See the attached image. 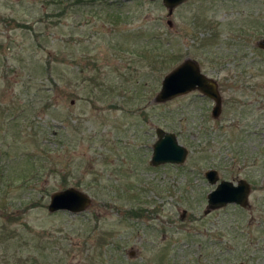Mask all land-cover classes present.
I'll return each instance as SVG.
<instances>
[{"label": "rangeland", "instance_id": "obj_1", "mask_svg": "<svg viewBox=\"0 0 264 264\" xmlns=\"http://www.w3.org/2000/svg\"><path fill=\"white\" fill-rule=\"evenodd\" d=\"M40 1L0 0V264H264V0ZM186 57L218 116L196 89L155 100ZM157 126L184 162L150 163ZM210 167L249 204L206 211ZM71 185L90 205L49 211Z\"/></svg>", "mask_w": 264, "mask_h": 264}, {"label": "water", "instance_id": "obj_2", "mask_svg": "<svg viewBox=\"0 0 264 264\" xmlns=\"http://www.w3.org/2000/svg\"><path fill=\"white\" fill-rule=\"evenodd\" d=\"M183 1L185 0H162L169 14L177 4ZM257 45L264 49V36L258 40ZM194 89L213 99L211 113L214 117L218 116L222 108V96L218 82L215 78L205 74L198 61L192 57H186L163 76L155 100L164 101ZM155 133L156 139L152 144L150 163L158 165L184 162L188 149L178 141L176 133L160 126L155 128ZM204 175L208 182L215 183L214 188L207 193L206 211L229 203L240 206L248 205L251 186L247 179L239 178L236 182L226 178L219 179L217 169L212 167L206 169ZM91 201L92 198L86 191L71 185L53 191L50 194L47 208L51 212L67 210L77 213L85 210ZM232 264H244V262L238 261Z\"/></svg>", "mask_w": 264, "mask_h": 264}, {"label": "trees", "instance_id": "obj_3", "mask_svg": "<svg viewBox=\"0 0 264 264\" xmlns=\"http://www.w3.org/2000/svg\"><path fill=\"white\" fill-rule=\"evenodd\" d=\"M43 1H45V0H43ZM43 1H40L41 2V4L43 5V7H44V2ZM51 1H53V3H56L58 6L59 5H61V4H63L64 3V1L63 0H51ZM68 5L70 6V7H72V8H74V6H75V8H80V7H84V8H86L87 6H91V7H95V6H97V4L98 3H100V4H104V7H106V8H108L107 6H109V8H113V3L112 2H107V0H105V1H103L102 2V0H74L73 2H71V0H69L68 2ZM62 6V5H61ZM60 6V7H61ZM108 8V9H109ZM108 15L109 16H111V14L108 12ZM114 16H115V20H117L118 19V17H119V15H115V14H113ZM126 212H127V216H134V215H141L142 213H143V210L142 209H140V208H135V206L134 205H131L127 210H126ZM97 222H98V220H97ZM120 247H121V245H120ZM120 250V249H119ZM121 256V255H120ZM121 262H126L127 263V259L125 260V259H123L122 257H121Z\"/></svg>", "mask_w": 264, "mask_h": 264}, {"label": "flooded vegetation", "instance_id": "obj_4", "mask_svg": "<svg viewBox=\"0 0 264 264\" xmlns=\"http://www.w3.org/2000/svg\"><path fill=\"white\" fill-rule=\"evenodd\" d=\"M219 174V173H218ZM219 179H221V178H219ZM249 204V203H248Z\"/></svg>", "mask_w": 264, "mask_h": 264}]
</instances>
